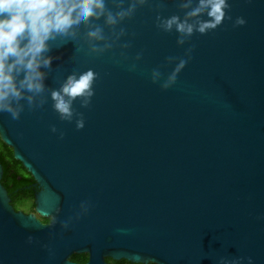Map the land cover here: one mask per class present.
Returning a JSON list of instances; mask_svg holds the SVG:
<instances>
[{"label": "water", "instance_id": "obj_1", "mask_svg": "<svg viewBox=\"0 0 264 264\" xmlns=\"http://www.w3.org/2000/svg\"><path fill=\"white\" fill-rule=\"evenodd\" d=\"M185 2L104 0L47 41L44 87L12 102L16 119L0 111V138L49 221L14 208L0 162V264H264V0H227L204 32L206 11L186 17ZM173 15L193 32L160 26ZM87 70L92 96L61 118L51 91Z\"/></svg>", "mask_w": 264, "mask_h": 264}, {"label": "clouds", "instance_id": "obj_2", "mask_svg": "<svg viewBox=\"0 0 264 264\" xmlns=\"http://www.w3.org/2000/svg\"><path fill=\"white\" fill-rule=\"evenodd\" d=\"M190 2L187 0L181 7H188ZM226 6L227 0H197L196 7L191 8L185 16L194 17L206 11L208 19L195 25V30L204 32L221 22ZM132 7L130 5L128 10L117 12L115 16L107 13L106 22L115 23L118 17L127 15ZM104 12V0H0V111H6L16 119L19 108L14 107L12 102L19 101L25 92L39 93L43 89L44 73L41 66H47L51 61V57L43 55L49 39L70 34L90 17H99ZM237 22L244 21L237 18ZM160 26L165 30L175 26L178 32L184 34H191L194 30L193 24L187 19L175 15L160 20ZM87 35L89 38L102 39L98 27ZM183 64V60L177 64L168 78L169 82ZM94 75L92 70L78 76L70 74L60 89L51 91L53 107L61 118L71 117V102L74 98L83 97L82 103H87L93 94ZM32 98V95L27 96L29 103ZM82 125L83 121L77 120V127ZM224 264H237V261H225Z\"/></svg>", "mask_w": 264, "mask_h": 264}, {"label": "trees", "instance_id": "obj_3", "mask_svg": "<svg viewBox=\"0 0 264 264\" xmlns=\"http://www.w3.org/2000/svg\"><path fill=\"white\" fill-rule=\"evenodd\" d=\"M0 162L4 167V174L2 177V183L10 190L15 189L16 187H22L26 185L29 180L30 176H23L22 179L18 180L14 174L18 173V170L24 171L22 163L19 160H16L13 156V150L11 147L6 145L0 138ZM26 194L29 191H25ZM15 199L17 200L16 194L14 195ZM72 260L79 261V262H86L88 256L86 253H75L71 256ZM110 259V258H109ZM125 259L120 261H116V264H129V262ZM154 264V263H150Z\"/></svg>", "mask_w": 264, "mask_h": 264}, {"label": "flooded vegetation", "instance_id": "obj_4", "mask_svg": "<svg viewBox=\"0 0 264 264\" xmlns=\"http://www.w3.org/2000/svg\"><path fill=\"white\" fill-rule=\"evenodd\" d=\"M17 160V159H16ZM23 166V164H22ZM24 168V171L22 170H18V173L14 174L15 177L20 180L22 179L23 176H30V180L29 182L24 185L22 187V189L20 187H16L15 189L13 190H10L8 189L5 185V187L8 189V192L11 196V203L12 205L14 206V208L16 210H21L25 213H34L37 215V217H39L44 223H47L49 221V218H45V217H40L38 215V213L36 212L35 210V193L39 190V185L36 183L35 179L33 178V176L25 169V167L23 166ZM29 191L28 194L25 193V191ZM16 194L17 196V200L15 199L14 195ZM24 197L26 199V201L28 202V204L31 206L30 209H24L22 208L23 206L19 205L18 204V201L20 198ZM27 204V205H28ZM25 207V206H24ZM87 254V253H86ZM88 256V254H87ZM88 260V259H87ZM106 260L108 261L109 264H116V261H120V260H115V259H112L109 257L106 258ZM122 260V259H121ZM126 260V259H125ZM75 261V260H74ZM128 261V260H127ZM126 261V263H127ZM79 262V261H77ZM129 264H150V263H138V262H131V261H128ZM81 263H85V262H81ZM128 264V263H127Z\"/></svg>", "mask_w": 264, "mask_h": 264}, {"label": "rangeland", "instance_id": "obj_5", "mask_svg": "<svg viewBox=\"0 0 264 264\" xmlns=\"http://www.w3.org/2000/svg\"><path fill=\"white\" fill-rule=\"evenodd\" d=\"M18 204L21 205V206H23L22 208H24V209H30L31 208V206L28 204V202L26 201V199L24 197H22V198L19 199ZM39 216L42 217L41 215H39Z\"/></svg>", "mask_w": 264, "mask_h": 264}]
</instances>
